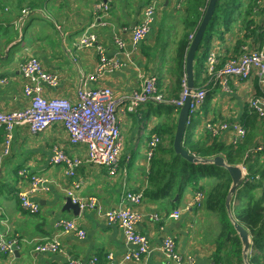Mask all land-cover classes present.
Masks as SVG:
<instances>
[{
	"label": "crops",
	"instance_id": "crops-1",
	"mask_svg": "<svg viewBox=\"0 0 264 264\" xmlns=\"http://www.w3.org/2000/svg\"><path fill=\"white\" fill-rule=\"evenodd\" d=\"M149 1L108 0L111 7L108 24L98 25L95 8L104 0H0V76L8 78V83L0 87V111H16L30 104L24 94L21 65L27 58L36 57L45 70L60 78L57 87L44 85L43 93L47 97L66 96L76 100L83 87H110L114 98L119 101L117 115L124 141L119 170L112 175L106 167L89 163L87 148L83 145L74 147L61 123L37 133H32L24 124L15 127L11 153L3 161L0 176V233L18 237L19 248L13 256L0 251V264H68L72 258L87 262L95 256L99 258L98 264H178L164 251L163 240L167 237L175 240L183 259L189 255L194 257L195 264L213 261L216 244L209 228L197 225V204H193L195 191L186 189L178 206L144 196L139 205L122 200L127 191L140 193L147 187L149 143L157 134L154 129L158 122L165 116L160 108L153 109V103L157 102L152 100L134 112L129 109L132 94L140 87V75L154 74L160 79L158 90L166 101L157 104L166 106L174 99H170L167 93L166 96L162 87L171 73L168 69L169 64L172 65L168 57L171 46L177 44L176 33L183 29L181 7L184 0L159 2L157 14L161 13L156 15L150 34L141 43H134L133 30L140 23L143 8ZM259 1L264 4V0ZM24 9L29 12L24 22H20ZM257 12L256 23H264V13ZM92 24L95 26L91 31L96 33L98 43L90 48L78 47L80 36ZM157 24L159 32L169 31L167 37L164 35L161 39L157 35ZM236 27L237 22L223 35H220L225 29L223 26L219 33L215 32L208 52L218 47V54L222 57L226 50H233L245 35L241 27ZM116 39L123 40L125 46L121 47ZM263 44L258 37L249 36L242 46L261 47ZM98 46L109 59L121 60L124 64L112 72H105L96 81L86 83L84 80L95 73L99 63ZM127 52L130 57L126 56ZM227 54L232 55V51ZM206 74V70L201 69L195 81L208 91L197 117L203 126H196L195 130L198 133L204 131L209 122L243 124L251 110L250 99L259 93L258 79L252 77L239 82L231 79L230 89L225 90L211 78L204 82ZM6 134L5 129H0V155ZM220 135L231 144L230 131H223ZM258 145L264 146V120L260 125L259 139L251 151ZM55 147H61L72 160L79 161L75 176L68 174L69 167L65 163L52 162ZM22 170L25 173H20ZM33 174L49 180L48 189L34 196L41 206L35 214L23 209L17 195L18 189L28 186V178ZM74 181H82L76 191L79 196L98 198L96 207L80 210L78 214L64 209L65 199L69 197L67 190ZM178 199L179 194H176L174 201ZM121 206H131L142 214L137 230L148 237L150 251L140 262H123V257L134 247L127 243L119 225L108 223L101 214ZM173 211L181 212L178 219L169 217ZM154 215L158 218H153ZM61 219L74 220L85 230L86 236L80 239L75 232L64 231L57 225ZM54 236L61 241V252L45 254L35 250L38 242ZM109 253L114 254L111 260L107 258Z\"/></svg>",
	"mask_w": 264,
	"mask_h": 264
},
{
	"label": "built area",
	"instance_id": "built-area-1",
	"mask_svg": "<svg viewBox=\"0 0 264 264\" xmlns=\"http://www.w3.org/2000/svg\"><path fill=\"white\" fill-rule=\"evenodd\" d=\"M162 0H150L142 12V19L133 30V42L141 43L151 32L156 17V8ZM110 4L107 2L96 5L98 25L108 24V15ZM28 10L24 9L19 17L20 22H24ZM95 26L92 24L87 31L83 32L77 44L80 48H90L98 43L97 35L91 29ZM194 35L191 36V39ZM117 43L124 47L125 43L121 39H116ZM99 63L94 74L89 75L84 82L96 81L105 72H112L121 67L124 63L121 60L109 59L106 52L100 47ZM218 47L210 50L206 58V67L208 74L215 84H221L223 89H230L229 82L233 79L235 82L246 81L256 77L259 83V94L250 99L249 106L255 111L261 119H264V44L261 47L243 46L240 55L227 59L220 68ZM130 57V53H126ZM24 76V94L30 99V104L23 109L16 111H0V129L6 130V136L3 142V149L0 155V176L2 175V164L4 159L11 153L13 135L12 132L18 125H27L32 133L46 130L50 126L61 123L69 134L70 143L75 147L83 145L88 150V161L92 165L106 167L110 174L115 175L120 166V156L123 150V135L120 126V120L117 115L118 103L114 96L113 90L107 86H93L90 88H81L78 91L77 99L72 100L66 96L47 97L43 93L44 85L57 87L60 78L56 73L45 70L40 60L36 57L27 58L21 65ZM140 87L132 95L129 106L130 110L136 111L140 106L155 101L157 103L165 102L164 96L158 90V78L154 74H141ZM186 81V80H185ZM8 83V78L0 76V87ZM186 84V83H185ZM185 86V85H184ZM208 91L204 88H196L192 92V102L190 115L193 116L203 105L207 98ZM185 102V93L179 99L169 100L170 104L175 105L178 109ZM192 117L190 122L192 123ZM212 136L220 134L223 131L231 132V143L240 142L246 135V128L238 122L211 123L206 125ZM159 136L153 135L149 146L148 157L151 158L154 148L159 142ZM262 146H258L251 152L259 151ZM247 155V154H246ZM52 162L65 163L69 169L68 174L75 176L76 167L79 161L72 160L64 149L55 147L52 156ZM245 177L247 174L246 167L239 164ZM24 170V169H23ZM20 173H25V171ZM48 178L33 174L28 178V186L18 189L17 195L25 211L35 214L40 211V204L34 199V196L48 189ZM82 181H74L71 188L67 190V195L74 203L80 206V210L92 209L98 205V198L94 195L82 197L77 194L81 187ZM144 192L134 193L127 191L123 197V202L139 205L142 202ZM204 195L196 192L195 202L197 207H201V201ZM192 205V203H190ZM184 209L187 210L189 206ZM102 216L110 224H117L122 229L127 243L133 245L134 249L129 251L124 257L123 262L133 261L140 262L149 253V239L146 235L137 230V224L142 218V214L131 206H121L108 209L101 212ZM170 218L178 219L180 211L169 213ZM153 218L157 219L158 215ZM57 225L64 231L75 232L80 239L86 236L84 229L78 226L74 220H60ZM165 253L176 261L178 264H195L193 256H187L186 259L178 253L176 242L172 237L164 240ZM19 248L18 237H7L0 233V251L6 256H13ZM35 250L39 253L55 254L62 251L61 241L58 237H46L38 242ZM113 253L107 255L112 259ZM99 258L93 257L91 260L84 262L79 258H72L68 264H97ZM209 264H216L214 261Z\"/></svg>",
	"mask_w": 264,
	"mask_h": 264
},
{
	"label": "trees",
	"instance_id": "trees-1",
	"mask_svg": "<svg viewBox=\"0 0 264 264\" xmlns=\"http://www.w3.org/2000/svg\"><path fill=\"white\" fill-rule=\"evenodd\" d=\"M259 2V0H249L244 6V3L238 4L234 0H218L214 18L206 33V40L200 46L202 52L200 54L198 51L195 57V78L201 69L208 73L205 64L206 56L211 48V35L213 36L215 32L219 33V29H221L218 27L223 26L225 28L220 32V35H223L232 30L237 20L241 19L240 27L245 31V35L244 39L239 40L233 50L229 49L232 51V55L227 54L229 50H226L224 56L218 57L217 68H220L227 59L241 54V46L245 43V38L254 36L255 38L258 37L260 42H264V23L257 24L256 18H254L257 10V13H264V9L259 7ZM207 4L208 0H184L182 3L181 22L183 31L177 41L175 55L170 59L172 65L169 64L168 66L176 83L168 90V97L170 98H180L185 87L183 83L185 82L186 52L191 36L194 35ZM220 12H223L227 19L224 21V25L214 27L220 22L222 24L221 19L224 14L221 17ZM210 78L211 75L206 74L204 82ZM159 81L158 78V85ZM256 83L258 84V81ZM201 86L202 84L195 83L196 88H201ZM166 106L165 116L154 129L160 140L150 159L147 187L144 189L143 196L178 206L180 197L186 189H191L193 192L203 191L205 194L201 201L202 210L211 212L214 217L223 222L214 239L216 249L212 257L213 261L216 264H245L242 241L226 208V198L232 184L229 172L226 168L214 164L188 162L176 154L174 135L179 109L173 104ZM158 114L161 112L158 111ZM243 120L242 123L247 132L245 137L236 144H227L220 134L212 136L207 128L200 133L190 128L184 137L183 145L195 156L213 158L222 155L228 164H243L246 167V182L238 192L240 197L237 199L235 197L232 201V214L239 223L249 230L254 241L253 250L248 257L250 264H264V146L259 151L251 152L252 146L259 139L260 125L264 119H261L251 109ZM176 194H179V199L175 202ZM236 201L238 202L236 203Z\"/></svg>",
	"mask_w": 264,
	"mask_h": 264
},
{
	"label": "water",
	"instance_id": "water-1",
	"mask_svg": "<svg viewBox=\"0 0 264 264\" xmlns=\"http://www.w3.org/2000/svg\"><path fill=\"white\" fill-rule=\"evenodd\" d=\"M108 0H104L107 2ZM218 0H208V4L205 8L204 14L201 21L194 33L193 38L190 41L189 47L185 56V102L179 108V112L176 120V131L174 135V150L177 155H180L184 160L195 163V164H214L219 167H224L229 172L232 179V184L226 198V208L230 215V220L239 235L243 244V257L245 264H250L248 257L250 256L254 241L250 235L249 230L239 223L232 214V201L236 197L237 193L245 185V173L239 164H228L225 157L222 155H217L213 158H203L191 154L183 145L184 137L190 129V109L192 102V92L196 89L195 87V57L197 52L200 54L202 49L200 46L206 40V33L208 32V27L214 18ZM212 37V35H211ZM65 210H73L74 213L78 214L80 212V206L74 203L70 197L65 199Z\"/></svg>",
	"mask_w": 264,
	"mask_h": 264
},
{
	"label": "rangeland",
	"instance_id": "rangeland-1",
	"mask_svg": "<svg viewBox=\"0 0 264 264\" xmlns=\"http://www.w3.org/2000/svg\"><path fill=\"white\" fill-rule=\"evenodd\" d=\"M248 1L249 0H234V2H236V3H244V6L248 3ZM260 4H259V7H260V9H264V4H262V2L260 1L259 2ZM157 11H158V8L156 9V15H158V14H160L161 12H159L158 14H157ZM219 14H221V17L223 16V12H220ZM166 15V14H165ZM256 15V14H255ZM226 17V15L224 14V16L222 17V19H221V21H222V25H223V23H224V21L227 19V17ZM240 20L241 19H239V20H237V27L236 28H238L239 29V27H240ZM158 21V20H157ZM158 23V22H157ZM179 23V22H178ZM170 24H171V22L169 23V25L168 26H170ZM217 24V23H216ZM215 24V25H216ZM221 25V22H220V24L219 25H217V26H214V27H218V26H220ZM222 26H220V27H218V28H221ZM159 28H160V26L157 24V35H159L160 36V38L162 39L163 37H164V35L167 37L168 35H169V31H167V32H164V31H161V32H159ZM167 28H169V27H167ZM220 30V29H219ZM182 31H183V29H182ZM177 36H178V38L177 39H179V37L181 36V34H182V32H181V30L178 32L177 31ZM165 37V38H166ZM176 39V40H177ZM178 41V40H177ZM177 41H176V43H177ZM176 44L174 45L173 44V46H171V50H170V53H169V60L171 59V57L173 58L174 57V55H175V52H176ZM185 83H186V81L183 83L184 85H185ZM174 85H176V83H175V77L171 74V73H169V77L167 78V80H165V81H163V86L164 87H162L163 88V92L165 93V95H166V93L169 95V88L171 87V86H174ZM167 86H168V88H167ZM185 93V90L183 89V91H182V93H181V96L183 95ZM167 96V95H166ZM170 98V97H169ZM170 99H173V98H170ZM179 99V98H178ZM207 99V98H206ZM158 108H160L161 110H162V113H165L166 112V106H164V105H158L157 103H153V109L154 110H157ZM199 111V110H198ZM198 111H197V113L195 114V115H193V116H191L193 119H192V124L190 125V128H193V130H195V127L197 126H203L202 124H201V122H199V121H197L196 122V119H197V117H199L198 116ZM199 192H201L202 193V195H204L205 193H203V191H199ZM240 197V193H238L237 194V196H236V199L237 198H239ZM238 201H236V203H237ZM197 211H198V219H197V225H198V227H200V226H206V227H208L209 228V230H210V235L215 239L216 238V234H217V231H218V229H219V227L220 226H222L223 225V222L221 221V220H219L218 218H216V217H214L213 215H212V213L211 212H205L204 210H202V207L201 208H197Z\"/></svg>",
	"mask_w": 264,
	"mask_h": 264
},
{
	"label": "bare ground",
	"instance_id": "bare-ground-1",
	"mask_svg": "<svg viewBox=\"0 0 264 264\" xmlns=\"http://www.w3.org/2000/svg\"><path fill=\"white\" fill-rule=\"evenodd\" d=\"M242 51H243V46H242ZM259 94V93H258ZM133 95V94H132ZM131 97V96H130ZM206 100V99H205ZM205 102V101H204ZM169 103V102H168ZM134 112V111H133ZM190 117H191V115H190ZM153 137V136H152ZM68 155V154H67ZM69 156V155H68ZM247 157V156H246ZM149 159H151V158H149ZM205 199V198H204ZM203 204V203H202ZM194 209V208H193ZM192 209V210H193ZM166 213H169V212H166ZM181 213V212H180Z\"/></svg>",
	"mask_w": 264,
	"mask_h": 264
}]
</instances>
